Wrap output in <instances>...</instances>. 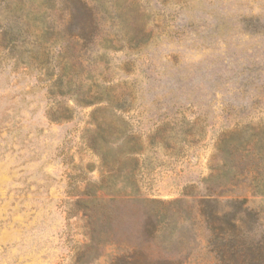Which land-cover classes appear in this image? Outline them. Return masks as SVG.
Here are the masks:
<instances>
[{
    "label": "rangeland",
    "instance_id": "1",
    "mask_svg": "<svg viewBox=\"0 0 264 264\" xmlns=\"http://www.w3.org/2000/svg\"><path fill=\"white\" fill-rule=\"evenodd\" d=\"M0 264H264V0H0Z\"/></svg>",
    "mask_w": 264,
    "mask_h": 264
},
{
    "label": "trees",
    "instance_id": "2",
    "mask_svg": "<svg viewBox=\"0 0 264 264\" xmlns=\"http://www.w3.org/2000/svg\"><path fill=\"white\" fill-rule=\"evenodd\" d=\"M59 81H62V79H60ZM59 94L61 96H63L65 93H64V90L63 89H60L59 90ZM69 111L70 110H57L56 114H55V121L57 122H60V121H65V120H68L70 119V114H69ZM226 252V251H225ZM223 252V253H225ZM222 253V254H223ZM128 258H130L129 254L127 255Z\"/></svg>",
    "mask_w": 264,
    "mask_h": 264
}]
</instances>
